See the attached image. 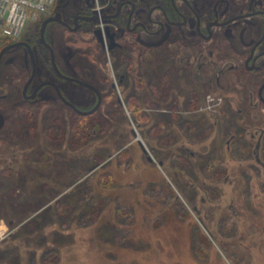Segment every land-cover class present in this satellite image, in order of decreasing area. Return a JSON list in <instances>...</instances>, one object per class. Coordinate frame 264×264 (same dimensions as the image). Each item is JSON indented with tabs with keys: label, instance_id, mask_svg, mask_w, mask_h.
Returning <instances> with one entry per match:
<instances>
[{
	"label": "rangeland",
	"instance_id": "obj_1",
	"mask_svg": "<svg viewBox=\"0 0 264 264\" xmlns=\"http://www.w3.org/2000/svg\"><path fill=\"white\" fill-rule=\"evenodd\" d=\"M10 74L0 68V93L9 94L0 131V264H264V137L257 164L254 120L240 121L228 148L231 135L211 102L209 136L190 141L176 131L163 141L147 133L150 125L136 129L128 106L106 104L81 119L52 98L30 105ZM93 119L106 121L100 133ZM59 200L68 212L56 208Z\"/></svg>",
	"mask_w": 264,
	"mask_h": 264
},
{
	"label": "flooded vegetation",
	"instance_id": "obj_2",
	"mask_svg": "<svg viewBox=\"0 0 264 264\" xmlns=\"http://www.w3.org/2000/svg\"><path fill=\"white\" fill-rule=\"evenodd\" d=\"M28 24L0 47L22 101L52 98L79 117L106 104L173 103L156 111L188 120L206 119L207 103L218 102L226 146L252 119L262 164L263 0H56ZM8 99L0 93V131Z\"/></svg>",
	"mask_w": 264,
	"mask_h": 264
},
{
	"label": "trees",
	"instance_id": "obj_3",
	"mask_svg": "<svg viewBox=\"0 0 264 264\" xmlns=\"http://www.w3.org/2000/svg\"><path fill=\"white\" fill-rule=\"evenodd\" d=\"M10 40L11 39L4 38V40L1 42V44L4 45L5 43L9 42ZM163 96L165 97L166 94ZM115 105H118V104H115ZM127 106H128V108H131V111L129 114L130 115V122L133 124V126L136 129H146V126L150 125L149 129L147 130V133L148 134H158V135H160L158 137V139L160 138V140H163V141H164V139L167 141V137L171 136V142H173V140H174L173 135L177 134L176 131L177 132L179 131L181 134H184L187 137H189L188 140L190 139V141L194 140L196 138H200V137H207L213 131L214 126L211 125L210 121L206 120L205 118H198L196 120H188V119L182 118V116L179 117V116H176L174 114H170L167 116V115H162L158 111H156L157 109H162V108H166V109L171 108L173 110V109H175V106H176V104H173V103L147 102L144 105L140 104V103H131ZM184 106L186 107V109L187 108H193L196 106V103L185 104ZM118 107L123 108L121 105H118ZM143 108H145L146 111H143ZM87 117H90V116L79 117V118L85 119ZM207 121H208V123H207ZM105 123H106V121L98 122V121H96V119H93V122L90 125L92 127L93 126L98 127L99 133H100L101 130L104 128ZM131 133H132V130H131ZM171 147H173V146L171 145ZM141 151H142V149H141ZM180 152L182 153V155L184 157H185V155H184L185 153H189L187 151V148H184V150L181 149ZM142 153L144 155H147V153H144L143 151H142ZM208 155L210 157V154H208ZM147 157H148V155H147ZM189 157H194V154L189 153ZM158 161L162 162L161 160H158ZM106 165L107 164H103L102 167L104 168ZM96 167L97 166L91 168V170H93ZM82 170H84V169H82ZM184 186L190 187L189 184H185ZM182 187H183V185H182ZM86 190L87 191L90 190L89 187H86ZM91 193H92V191H91ZM204 202H206V199L201 198V204H203ZM56 208L58 210L64 209V212H68V210L70 209L68 204L67 205L63 204V202L60 200L56 203ZM192 210L197 215L203 214L202 209H199L196 205L193 206ZM89 211H90V213L94 214V212L96 211V206L95 205L90 206ZM209 213H210V216L213 218V213H214L213 209H209ZM199 220H200V223L203 225V223H204L203 219H199ZM207 231H208V229H207ZM51 254H49V255H51Z\"/></svg>",
	"mask_w": 264,
	"mask_h": 264
},
{
	"label": "built area",
	"instance_id": "obj_4",
	"mask_svg": "<svg viewBox=\"0 0 264 264\" xmlns=\"http://www.w3.org/2000/svg\"><path fill=\"white\" fill-rule=\"evenodd\" d=\"M56 0H0V36L17 39L29 22L35 21Z\"/></svg>",
	"mask_w": 264,
	"mask_h": 264
},
{
	"label": "water",
	"instance_id": "obj_5",
	"mask_svg": "<svg viewBox=\"0 0 264 264\" xmlns=\"http://www.w3.org/2000/svg\"><path fill=\"white\" fill-rule=\"evenodd\" d=\"M13 46H17V44H15V45H13ZM4 51H5V49H3V50L0 52V58H1L2 54L4 53ZM98 106H99V104H97L93 109H91V110L88 111V112H78L77 110H75V111H77V112L80 113L81 115H90V114L94 113V112L97 110ZM74 109H75V108H74ZM132 135L136 138V141L138 142V145H139V147L142 149V151H143L144 153H147V150H146L144 144H143L142 141L139 139L137 133H136L134 130H132ZM147 160H148L149 162L153 161L152 158L149 157V156L147 157Z\"/></svg>",
	"mask_w": 264,
	"mask_h": 264
},
{
	"label": "bare ground",
	"instance_id": "obj_6",
	"mask_svg": "<svg viewBox=\"0 0 264 264\" xmlns=\"http://www.w3.org/2000/svg\"><path fill=\"white\" fill-rule=\"evenodd\" d=\"M1 232V231H0Z\"/></svg>",
	"mask_w": 264,
	"mask_h": 264
}]
</instances>
